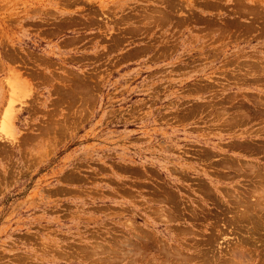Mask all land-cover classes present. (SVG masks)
<instances>
[{"label": "rangeland", "instance_id": "rangeland-1", "mask_svg": "<svg viewBox=\"0 0 264 264\" xmlns=\"http://www.w3.org/2000/svg\"><path fill=\"white\" fill-rule=\"evenodd\" d=\"M0 264H264V0H0Z\"/></svg>", "mask_w": 264, "mask_h": 264}, {"label": "bare ground", "instance_id": "bare-ground-1", "mask_svg": "<svg viewBox=\"0 0 264 264\" xmlns=\"http://www.w3.org/2000/svg\"><path fill=\"white\" fill-rule=\"evenodd\" d=\"M260 69H262V68H260ZM27 83V82H26ZM20 86V85H19ZM21 86H22V88H21V93H20V89H19V87H18V92L20 93H18L19 95H16L14 92L13 93H11V94H9V99H8V101H7V112L4 114V116H3V125H4V127L6 128V129H8V128H11L12 126H13V123H14V118L16 117V114H15V110L13 109L14 108V104L15 103H19V105H20V107H22V106H24L25 105V103H24V101H22V98H24L25 96L27 97V95H26V92H25V90H27L28 88H27V86H26V84H24V83H22L21 84ZM29 91V90H28ZM23 93V94H22ZM29 96V95H28ZM30 96H31V94H30ZM29 99V98H28ZM26 102V101H25ZM27 103V102H26ZM26 106H27V104H26ZM25 106V107H26ZM236 117V116H235ZM233 119V118H232ZM231 119V120H232ZM236 121V120H235ZM234 122V121H233ZM237 122V121H236ZM229 124V123H228ZM57 132V131H56ZM60 135H61V133H59ZM39 153V152H38ZM142 239V238H141ZM146 242V241H145ZM104 247V246H103ZM134 248V247H133ZM142 248V247H141ZM134 251V250H133ZM105 252V251H104ZM136 252V251H135ZM116 253H118V252H116ZM129 253V252H128ZM119 255V254H118ZM186 257V256H185ZM114 258V257H113ZM131 258V257H130ZM184 260V259H183Z\"/></svg>", "mask_w": 264, "mask_h": 264}]
</instances>
